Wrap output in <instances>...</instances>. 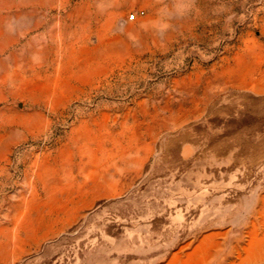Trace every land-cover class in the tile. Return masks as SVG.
Masks as SVG:
<instances>
[{"label": "rangeland", "instance_id": "rangeland-1", "mask_svg": "<svg viewBox=\"0 0 264 264\" xmlns=\"http://www.w3.org/2000/svg\"><path fill=\"white\" fill-rule=\"evenodd\" d=\"M0 264H264V0H0Z\"/></svg>", "mask_w": 264, "mask_h": 264}, {"label": "built area", "instance_id": "built-area-1", "mask_svg": "<svg viewBox=\"0 0 264 264\" xmlns=\"http://www.w3.org/2000/svg\"><path fill=\"white\" fill-rule=\"evenodd\" d=\"M133 18H134V17H133V15H132V16L129 17V20L131 21V20H133Z\"/></svg>", "mask_w": 264, "mask_h": 264}]
</instances>
